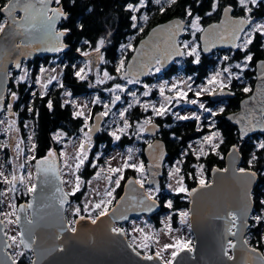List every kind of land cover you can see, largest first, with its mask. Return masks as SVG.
Returning a JSON list of instances; mask_svg holds the SVG:
<instances>
[{
    "label": "snow or ice",
    "instance_id": "1",
    "mask_svg": "<svg viewBox=\"0 0 264 264\" xmlns=\"http://www.w3.org/2000/svg\"><path fill=\"white\" fill-rule=\"evenodd\" d=\"M74 2V0H73ZM156 4L161 5L159 8L160 12H164L166 10L164 5H167L168 7H171L177 3V0H155ZM199 2V0H197ZM51 3H55L57 7L48 8V5ZM151 3V0H148V3H146V0H133V2L126 4V10L131 13L130 19L133 22L132 28H138L140 32H142L144 29L142 26H139L137 23L138 19H142L144 21L148 20V15L143 14L140 17L136 15V13H140L142 9L148 6V4ZM264 3V0H232L231 3H228L227 5L223 4V0H210L209 7L211 8V11L207 12L205 15L211 16L214 12H217L218 10L223 11L225 17L227 19L221 21V25H227L232 24L235 25V27L232 28L230 32L225 29V32L227 33V36L231 38L232 46L234 48H237L239 50L244 51L245 56L242 63H236L235 68L240 69L241 72L248 67L249 63L253 60V55L249 51V46L253 44V41L257 34H259L261 37H264V21H257L253 13L254 6H258L259 4ZM37 4L40 5V7H37ZM238 4L241 11L245 14L244 17L239 19H233L231 16H229L230 13L233 12V5ZM91 11V9H89ZM22 12L24 15L17 18L16 13ZM51 13L49 15L48 13ZM0 13L5 14L2 21H0V34L3 35H14L17 32L21 35H28L31 36L36 32H39L41 30L45 31L46 33L53 35L56 44L54 47L48 48L49 51H62L67 45H65L61 38L66 36L68 33L72 31L71 28L64 27L60 30H55L53 32V29L55 28V25L60 20H67L68 15L64 12L63 6L61 5V0H4L3 4H0ZM184 16L187 18V20H180L176 23L175 29L176 31L172 33V41L171 44L172 52L171 53H165L160 58L154 59V67L156 72H160L161 68L163 67L164 63H166L167 59L170 58L171 55L176 56H190L194 57L193 63L199 64L200 63V52L199 48L200 45L197 43V33L198 32H205V29L201 27V21L203 17H201L198 14H195L193 12L192 7L189 5L184 10ZM245 25H248V29H245ZM81 30H83V24L77 25ZM220 25H214L212 28H219ZM11 29V31H9ZM181 30L190 31V34L192 36V40L183 41V46L180 47V42L175 39V37L179 34ZM155 31V30H154ZM241 33H243V37H241ZM110 35V33L108 34ZM220 40L225 39L224 34H217ZM107 37H100L95 44L93 45L89 41H84L85 44L89 45L92 48V52L96 54L98 62L106 63L104 55L102 53V49L105 46ZM201 39L205 40V46L204 51H209L210 47H214L215 43L213 42L211 45L208 43L207 37H201ZM243 40L242 44H237L235 41L237 40ZM15 47L19 48L21 45L16 44ZM264 46V45H262ZM132 44L128 43L127 45L121 46V51L123 52L126 49H131ZM77 52H81V49L77 48ZM84 56H90L92 53L89 52H81ZM230 59L229 56H224L223 60L228 61ZM89 64H91V61H89L88 64L85 65V67H81L78 70L75 71L74 75L80 79L85 80L87 79V73L85 72V68L89 67ZM261 66L264 67V61L261 62ZM73 68H76V65H72ZM128 67H131V64L128 65ZM15 68L21 69V63L17 61L15 63ZM48 70L41 67L39 70V75L32 78V82L35 84H40L41 87L44 89L43 92H41V96H44L47 94V89L50 84L54 80H57V76L49 75L45 79V73ZM52 71H55V69H52ZM116 73L121 74L122 73V79L126 80L127 84H135L138 82L136 76L137 74H130L129 72L125 71V59L121 58L119 60L118 65L115 69ZM224 73H227V83H225L224 79L221 77ZM8 76H11V73L8 74ZM233 78L239 79L240 76L236 73H233L231 71V67H225L223 68L222 72L217 71L215 72L206 82V85L199 86V89L195 91V96L197 99H191L188 100V92L193 91L192 84L188 83V81H191L193 78L189 76L186 81H184V88L179 87L177 83H173L170 91L175 92V96H165V86L167 85V82L162 84L160 86V95L164 97L165 103L160 104L159 107H156L154 104L150 105L148 103H145L143 105L144 110L147 111L149 107H151L152 112L156 116H164L168 113L169 109L166 107V104H171L172 101L175 99L177 103L180 102L181 99L185 100L187 103L198 105L199 109L202 110L200 114H197L193 112L191 115H179L178 113H174L173 115L176 116L178 120H195L197 121V130H202V120H207L208 124V134L204 135L202 138V141L200 142V145L198 148H193L192 145H189V148L192 151V154L196 156L197 160L200 159L201 156H207L209 154L208 151L205 150L206 146L210 151L216 155H220L219 149L221 144L224 143L223 136L221 132L216 127L215 117L222 114L225 109L223 107H220L218 110H213L210 107H206L205 103L201 102L199 100V97H201L204 93H207L208 95H216L217 89H219L220 92H223L225 88H228L231 84V81ZM264 78V77H262ZM15 82L17 84L25 83L29 80V72L26 68L22 69V74L15 77ZM115 77L111 76L107 71H104L103 73V79L97 78V83H104L106 80H113ZM60 87L63 88V83H60ZM146 89H149L148 91H144L143 95L145 97L150 95L151 89L148 85H144ZM186 89V90H185ZM125 91V88L119 84L116 83L110 91ZM243 91L245 93H249L252 91L250 87H244ZM129 94L136 97L135 92L129 91ZM11 98L13 100L17 99V93L15 91L10 92ZM33 96L36 95L35 92L32 93ZM64 95L66 97L71 98L72 93L71 92H65ZM262 97H264V93H262ZM254 98V97H253ZM3 98L0 97V100ZM120 100V96H115L113 99V103L115 101ZM96 103L99 102V98L97 97ZM137 104L140 103V101L137 99L135 101ZM247 103V101L245 102ZM68 104H72L73 107H76L77 110L73 113L75 117H83V127L81 128V132H83V135L85 139L80 142L79 147L75 149V153L72 156H69V153L67 151H60L57 153L54 149L50 148L47 152V155L41 157L40 159H37V157L33 154L30 156H25V163L20 164L19 167L21 169H25L30 161H35V168L37 170V181L40 184L45 183H51V179L49 177V174H52L53 177L56 179H59L60 177V170L55 166L56 160L58 158L63 159V163L65 167L68 169V175L74 176V184L72 187V191L68 193H63L62 189L60 187L56 188L57 192L62 193L60 197V205L63 206L65 203H67V197L68 196H74L77 192L81 189V178L79 175H76L77 172L80 171L81 167L85 164V161L88 160V154L86 150V146L91 144V135L90 133L94 130L93 128L88 127V119L89 116L85 114L84 108L87 107V105L79 106L76 105V102L72 99H65L61 106H65ZM48 108L51 109L53 107L52 101H48ZM133 105L129 104L128 108H125L123 111L120 112V116L123 118L125 116V113L128 112L129 108H131ZM7 108L9 110L12 109V104H7ZM105 108H108V105H105ZM29 111H32V109H29ZM260 116L257 117L255 114V111H252L244 116H241L237 123H242L241 127V136L240 138L243 139L245 136H247L250 132L256 130L257 128H260L261 131H264V106H261L259 109ZM203 113H207V117H203ZM101 116L108 115V111H105L103 113H100ZM230 120L235 119V116L229 117ZM4 121L0 120V124H3ZM151 118L146 119L143 123V125H138L139 131H144L145 126L148 124H151ZM130 124L127 119H124L123 121V127L119 128L117 131H113L110 133L115 140L119 141L121 139V136L117 134V132L123 134L130 128ZM27 127V125H25ZM15 128V121H10L8 123V130H11ZM88 129V131H84V129ZM16 131H19V129H16ZM64 133H56L53 137L54 140L59 142L61 138L64 136ZM29 140H31V136L28 137ZM21 143L23 141H19L16 143L15 148L17 150V155H20L24 149L20 147ZM7 144L0 145V148H7ZM148 147L151 149L153 145L149 144ZM257 150H264V140H261L256 145ZM36 144H32L31 148L28 149L29 152L35 153L36 151ZM132 149H128V156L127 159L124 160L123 164L120 167H109L108 171L112 175H109L106 177L109 184H112L114 182L115 187H112L110 189L106 188L103 192V199H100L98 202L92 203V201H87L83 205V211L85 213H88L87 216L81 215V207L76 206L74 211V215L79 217V220H72L68 222V225L65 229H61V231L70 230L72 233L77 232V228L74 226L79 223L80 220H90L92 224H96L101 217L108 216L110 211L112 213H115V208H110L109 206L112 205L113 200H115V196L113 193L116 191V188H119L121 186V181L125 178L124 177V170L125 169H133L135 172L139 174L140 178H137L135 180L129 179L127 183L129 185L137 184L140 186V188H144V173H145V165L143 161L140 162H134L133 157L131 155ZM240 152V148L237 145L232 146V150L230 152V155L235 156ZM188 153L185 152L184 155H187ZM223 158V157H221ZM74 161V167L73 164L69 161ZM259 157L257 156L256 152H253L248 160V167H238L234 168L233 171L235 174H238L240 178H242L243 183L245 185V191H244V204L243 208L239 211L233 210L228 211L226 214V219L228 221V227L227 232L232 236H237L238 233L242 231V229L248 227L246 217H248V213L250 211V206L253 203V197L250 194V192L247 190V186L251 185L257 178V171L254 170L256 163L258 162ZM177 163H182V161H178ZM93 167L96 165L93 163ZM156 167H159V165H155ZM2 167V166H0ZM149 167H153V165H149ZM194 167L197 168L198 176H199V185L202 188L210 187L208 183H206L204 177H203V164L200 165H194ZM103 171V169H101ZM214 171H223L227 172L228 169H216ZM180 173V168L175 167L173 168L169 173V178L174 179L178 176ZM118 174V175H117ZM113 175H115V179L113 181ZM100 172L96 173V177L99 178ZM32 178V173L27 172L26 175H20L17 176L15 172L11 174V178L9 179L8 176L5 175V172L0 170V183L7 184L9 187L6 190H0V197L7 196L9 192H15L17 183L24 185L26 183V179L30 181ZM184 176H178V179H175V184L177 185L174 189L177 193H185L187 192L189 195L192 193H195L197 189H192L191 192L184 186ZM61 183H73L72 181H65L61 180ZM168 188H172L173 185L170 183L167 185ZM38 188L37 183H30L27 186V193H36ZM161 191L160 186L157 185L155 188H148L145 189V192L143 193V199L139 201V204L142 206L141 211H151L157 204L158 198L156 196V193H159ZM97 195H100V193H96ZM124 197H121L120 200L116 201V204L119 205L120 201H122ZM0 203H3V200H0ZM259 204L261 205L260 212L257 215H254L251 217L257 225L264 223V199L259 201ZM89 205H91V210L89 208ZM9 208L13 209V211L10 212H3L0 211V216L4 217L3 220H0V226L7 227L8 225L13 224H19L21 222V217L19 215H16V206L14 203H10L7 205ZM166 207L172 208V201L168 200L165 204ZM23 205L20 206L19 211H24ZM28 208L32 207V204L27 205ZM93 212H96V215L93 216ZM181 217V222H186V219L189 215L186 211H181L179 213ZM15 216V219L13 220L12 217ZM120 219H127L126 216L119 217ZM171 217H169V220ZM35 221L31 218L25 217V224L29 227H27L25 230H22L19 233L20 236V244L17 245V237L16 236H7V239L11 241L10 244H6L5 248H11L13 245L16 247H20L22 245L26 249H32L33 245L36 244L37 237L31 230V225H33ZM168 230L171 231V226L167 225ZM235 229V231H234ZM110 231L114 234L118 235H125L126 232L123 228L118 227H112ZM133 231H140L143 234V229H133ZM25 232H27L28 239H25ZM5 235H7V232H5ZM60 237L57 236V239ZM150 239L147 235L143 236L142 241L139 244L135 243V238H133V243L129 244V247L132 248V251L136 253L137 256H140L141 253L136 251L137 247L142 249H147L149 247L147 241ZM243 245H248V240L243 239L242 240ZM236 248V244L232 243L231 240L227 242V247L224 252L225 256H228L229 260H232L233 257L228 255L227 249H234ZM168 249H172L171 251V258L167 260H163L162 252L167 251ZM187 250L188 252H192L193 248L191 247V241L188 240H180L175 239L173 243L171 244H164L161 251H157L155 253V256L153 255H145L144 259L146 260H153L154 258H160L163 260V264H180L179 261H177L178 255ZM50 251H64V248L62 245H58L55 248L51 249ZM250 252L255 253L257 252V249L255 247H252L250 249ZM24 252H17L15 254H8V259L11 261V264H19L17 257L23 256ZM259 258L264 261V253L259 254ZM32 264H37V262L34 260L32 261Z\"/></svg>",
    "mask_w": 264,
    "mask_h": 264
},
{
    "label": "water",
    "instance_id": "2",
    "mask_svg": "<svg viewBox=\"0 0 264 264\" xmlns=\"http://www.w3.org/2000/svg\"><path fill=\"white\" fill-rule=\"evenodd\" d=\"M53 6L54 3H51L48 5V8H53ZM37 7H40V5L37 4ZM48 14L51 15L50 12ZM16 15L19 18L24 14L17 12ZM229 16L233 19L243 17L235 15L234 7L233 12ZM182 19L175 17L151 28L147 35L136 45L133 54L127 62L125 71L130 74H137L136 78L138 81L146 79L155 69L154 59L160 58L165 53L172 52V33L176 31V23ZM225 19L227 18L222 11L220 19L206 25L204 28L205 32L200 33L199 43L203 55L210 56L215 51H239V49L232 46L231 38L225 32V29L230 32L235 25H221V21ZM62 21L63 19L56 23L53 32L59 30ZM214 25H220V27L212 28ZM244 27L247 30L249 26L245 25ZM186 32L185 30H181L175 37L180 42V47H182L181 42ZM218 33L224 34L225 39L220 40L217 35ZM243 35L241 33V37ZM66 37L67 35L62 37L61 40L67 47L62 51H49L47 49L54 47L57 42L53 35L43 30L31 36L21 35L18 32L14 35L0 34V97L3 98L0 100V118L6 111L7 96L11 83V76L9 77L8 74L11 73L13 68L17 72L20 70L15 68V63L19 61L22 67L24 61L28 62L37 56H50L68 52L71 45L65 42ZM201 37H207L208 43L211 45L214 42L215 46L210 47L209 51H204L205 40L201 39ZM241 41L242 39L235 41V43L240 44ZM16 44L21 46L17 48L14 46ZM183 58L184 56L171 55L161 69L168 71L176 61ZM262 61L264 59L257 61L255 64L257 79L251 95L242 100L238 111L229 113L226 116L227 121L238 127L240 136L242 123H237V120L252 111H255L256 116L259 117V109L261 106H264V97H262V93H264V78H262L264 77V67L261 66ZM129 64H131L130 68L128 67ZM230 95L233 96L227 89H224L223 92L218 90L216 95H212V99L220 101ZM13 101L11 98L10 102L12 103ZM246 101L247 103H245ZM232 116H235V119L230 120L229 117ZM100 117H102L100 114L95 117L98 125ZM94 126L96 125H93L91 128ZM157 127L154 125L148 126V131L153 137L159 131V127L156 129ZM98 129L99 127H94V130L91 132L93 137L98 133ZM255 134L264 135V131L257 128L241 140ZM151 145H153L151 149L147 146L144 151L148 163V176L144 183V188H140L137 184L129 185L127 181L129 179L135 180L137 177L129 178L120 196V198L124 197V199L120 201L119 205L115 204L112 207L116 209L115 213L110 211L108 216L101 217L96 224H92L87 219L80 220L78 224L74 225L77 228V232L75 233H72L70 230L61 231V229L67 227L69 222L67 219V206L70 196L67 197V203L61 206L60 197L62 193L57 192L56 188L60 187L63 193L68 192L66 191L65 184L61 183L63 178L60 159L56 160L55 165L60 170V177L56 179L52 174H49L51 183L40 184L37 181V170L34 167V183L38 184L37 192L31 193L29 202L21 204L25 207L24 211L18 212L21 217V222L18 226L21 232L29 227L25 224V217L33 219L35 223L30 227L36 235L37 240L32 249H26L22 246L23 250L32 252L33 261L35 260L37 264H163L160 258L146 260L144 259L145 255L142 253L140 256H137L132 251V248L129 247L131 242L127 234L118 235L110 231L112 227L128 223L133 218L143 215L153 216L162 210L159 200L151 211H141L142 206L139 204V201L143 199L145 189L150 187L155 188L157 185L161 186L167 165L168 148L166 142L160 138H156ZM231 150L232 148L226 155L225 168L216 167L213 169L211 182L209 183L211 186L202 188L199 185L195 188L197 191L189 195L190 226L195 240L192 252L185 250L178 255L177 261L180 264H264V261L259 258V254L263 253L262 250L256 248L257 252L252 253L250 252L252 246L249 242L248 245H243L242 243L243 239H247L250 228L251 217L255 208L254 198L248 217L245 218L248 227L242 229L237 236H232L227 232L228 221L226 214L228 211H239L243 208L245 191L242 178L233 171L234 168L240 167L242 154L239 152L237 155L232 156L230 155ZM157 164L159 167L155 166ZM149 165H153V167H149ZM216 169H228L229 171H214ZM257 181L258 176L251 185L247 186V190L252 197ZM28 204H32V207L28 208ZM122 215L126 216L127 219H120L119 217ZM0 220H2L1 216ZM77 220H79V217ZM5 232L6 228L0 226V264H11V261L8 259V254H12L10 252L11 248H5V245L11 242L7 239ZM57 236L60 238L57 239ZM25 239H28L27 232H25ZM229 240L236 244V248L227 249L228 255L233 257L232 260H229L228 256L224 255ZM58 245H62L64 251H50ZM136 251L138 250L136 249Z\"/></svg>",
    "mask_w": 264,
    "mask_h": 264
},
{
    "label": "trees",
    "instance_id": "3",
    "mask_svg": "<svg viewBox=\"0 0 264 264\" xmlns=\"http://www.w3.org/2000/svg\"><path fill=\"white\" fill-rule=\"evenodd\" d=\"M130 2H133V0H74V2L73 0H61V5L63 6L64 12L67 13L68 19L63 20L60 29L64 27L72 29V31L68 33L66 37V42L71 45V48L65 54L60 55V66L62 70V80L60 83H63L64 87L61 88L60 83L56 81L49 85L47 94L41 96V92L44 90H41L38 85L32 82V78L40 74V68L49 65L55 56H48L44 58L37 57L34 61L31 60L28 64L30 66L29 80L25 83L17 84L15 82L14 78L18 75L15 71L11 77L7 104H11V91H15L17 93V99H15L12 103V110L14 111V114L12 115L11 110L8 109V111L5 113V116L9 122L15 121V128L13 129H19L21 132L26 153L29 152L28 149L29 145L31 144V142L26 137L28 135L27 129L29 127L34 132V144L37 146L34 155L37 157V159L47 155V152L50 148H59L58 142H55L53 139V133L57 128L67 126L70 131H77L80 127L81 117L77 118L73 115L75 112L73 105L68 104L62 107L61 104L63 103V94L66 88H71L74 95H82L95 91V89L91 87L92 84L90 85V82L80 80L74 75L75 68L72 67V65H76L80 61L79 56L76 54L77 48L80 47V49L83 51L90 48V46L85 44L84 41L87 40L94 45L100 37H104L106 33H110L109 39L106 40L105 48V56L112 63H110L108 68L111 73H114V75L117 74V77L120 78L119 82H125V80L121 78L122 74L116 73L114 63H116L118 60V53L121 51V46L126 42H129L132 37L134 39L133 46L135 49L138 42L143 39L155 25L166 22L175 17H180L187 20V18L184 16V10L189 5L192 7L195 14L203 17L201 21L202 28L212 22L218 21L222 12L221 9L217 12H214L211 16L205 15L207 12L211 11V8L209 7L210 0H199V2H197V0H177V3L171 7L164 5L166 10L164 12H160L159 8L161 5L156 4L155 0H151V3L148 4L147 7L142 9L140 13H136L138 17L143 14L148 15L147 21L142 19H138L137 21L139 26H142L144 29L142 32H140L138 28H132L131 26L133 23L130 19L131 13L126 10V4ZM231 2L232 0H223L224 5H227ZM3 3L4 0H0V4ZM146 3H148V0H146ZM233 7L235 9V15H245L241 11L238 4H234ZM89 9H91V11H89ZM252 15L257 17L258 21H264V3L254 6ZM2 20L3 17L0 13V21ZM78 24H83V30L77 26ZM196 35L197 38H199L200 32H198ZM188 37L189 36L186 35V38ZM262 45H264V37H261L259 34H257L253 44L249 46V51L253 55L251 67L249 70H245L243 72V77H240L239 79L233 78L234 83L239 82L241 86L244 87L248 84V79L250 80L255 76L254 68L256 62L258 60L264 59V46ZM133 50H130L126 54L127 60H129L131 57ZM244 56V51L239 50L233 53L230 60L224 61L217 56H205L201 52L200 63L195 64L193 63L194 57L185 55V58L181 61V64H177L176 61L175 63L177 66H174V68L167 74L170 76L174 73H177L179 65H181L183 66L184 73L188 77H194L198 84L203 82L206 77L209 76V74L215 68H217L219 61L222 62V67L224 68L225 64L232 65L238 61H243ZM152 73L149 75V77L152 75ZM251 85L253 87V84ZM33 92L36 93L35 96L32 95ZM194 93L195 89L191 91L190 95L195 96ZM49 100L52 101L53 105L51 109H49L47 106ZM209 102H211L210 98ZM102 106L103 105H101L99 102L95 103L93 115H95L102 108ZM29 109H32V111H29ZM232 110L235 111V107L233 108L230 106L228 109H225L222 114L214 118L216 127L221 132L224 139V143L221 144L219 149L220 155H216L210 151L207 156H201L199 160H197L196 156L192 154L189 145H192L194 140L202 139L204 135L208 134V123L202 122V130L198 131V122L195 120L176 121L171 114L166 116L167 118H165V122L167 123V130L165 141L168 145L167 165L173 164L175 167L180 168L179 175L184 176V186L189 190V192L199 185L198 171L194 165L203 164V177H205L209 183L214 168H225V157L234 144L240 148L245 159L247 156L250 158L251 154L256 152L259 160L256 163L255 168H264V150H257L256 145L258 144V141H254L250 138L241 140L236 126L227 121L226 116ZM138 113H140L139 109H136L135 113L129 109L125 114V119H127L130 124L131 120L134 121V118ZM123 121L124 119L122 120V124ZM25 125H27V127H25ZM107 133L108 135L104 136V142L102 143V145H105L106 147L105 152L110 151L114 146L123 148L127 145H130L131 143V136L128 131L120 134L121 139L119 141L115 140L109 134V131ZM73 134L74 136L71 138V140L75 139V132L70 136ZM3 151L4 157L11 159L9 146L7 148H3ZM185 152L188 154L184 155ZM142 158L147 165L144 155H142ZM178 161H182V163H177ZM247 162V160H244L241 166L248 167ZM7 163L10 166L13 165L11 162ZM29 163L34 164L35 161L33 160ZM92 164L93 158L91 154L79 171V176L81 180L85 181V183L97 173V169L93 167ZM167 165L160 187L161 191L157 193V198L161 202L162 210L160 213L153 215L152 220L156 223V225L163 226L164 222L162 218L165 215H169V217H171L170 222L174 224V226H177L181 222L179 213L184 210H189V194L187 192L177 193L174 191V188L167 189L165 187V181L167 180L168 172ZM138 175L139 174L133 169H125V178L121 181V186L116 190L114 194L115 200H113L110 208L116 204V201L122 195L126 181L131 177L138 178ZM3 186L4 184L0 183V190H2ZM85 193L86 184L81 187L79 192H77L74 196H71V202L77 201L80 202V204H83ZM15 195L18 205L28 200L29 193L26 191V183L24 185L19 183L16 185ZM262 199H264L263 174L261 180L254 190L255 211L252 216L259 214L261 208L259 201ZM168 200L172 201V208L165 206ZM86 214L88 215V213ZM263 224L264 223L257 225L256 222L251 219L247 236L249 244L252 247L262 251H264V236L262 234ZM138 251H140L142 254L145 252L144 249H140ZM32 261L33 255L31 252H24V255L18 259L19 264H32Z\"/></svg>",
    "mask_w": 264,
    "mask_h": 264
},
{
    "label": "rangeland",
    "instance_id": "4",
    "mask_svg": "<svg viewBox=\"0 0 264 264\" xmlns=\"http://www.w3.org/2000/svg\"><path fill=\"white\" fill-rule=\"evenodd\" d=\"M186 35H188L189 37L186 38ZM186 35L182 39V42H181L182 46H183V41L192 40V36L190 34V31H187ZM104 37H107V39H109L108 33H106V35ZM133 40L134 39L132 37L129 40V42H126L124 44V45H127L128 43H131L132 44L131 49H126L123 52L120 51L118 53V60L116 61V63H114L115 69H116V66L118 65L119 60L121 58L125 59V68H126V65L128 62L126 54L130 50L134 49ZM197 43H199L198 39H197ZM241 44H242V42H241ZM105 48H106V43H105L104 48L102 49V53L104 55L106 63L98 62L97 56L95 53L92 52L91 47L85 51L81 50V52L92 53L90 56H84L81 54V52H76V54L79 56L80 61L76 64L75 71L81 67H85V65L88 64L89 61H91V64H89V67L85 68V72L87 73V79H85L84 81L90 82V85L92 84L91 87H93V89H95V91L91 94L89 99L87 97H84L83 95H81L80 97L76 96L77 98L75 99V102L77 105H80V106H83L89 102V106L87 107L88 116H89L90 111L92 109V105H94L96 103L95 101L98 97L99 103L101 105H103L105 111H108L107 116L109 117V119H108L106 125L108 127L109 133H112L113 131H117L119 128L123 127L122 120L125 119V116L122 118L120 116V112L123 111L125 108H128V105L131 104L130 102L132 101V98L130 101L129 91H131L132 84H127L126 80H125V82H122V81L119 82L120 78L117 77V74L114 75V73H111L109 71L108 66L110 65L111 61H109L105 56ZM79 49H80V47H79ZM134 50H133V52H134ZM199 52L201 53L200 48H199ZM60 60H61L60 55L55 56L49 65L43 66V68L48 70L44 74L45 79L49 75L57 76V80H54L52 83H54L56 81L57 82L61 81L62 70H61V66H60L61 65ZM29 62L30 61H28V62L24 61L23 62L24 65L17 72L18 75H21L22 69L26 68L28 70L29 76H30V66L28 65ZM228 67H230V66H228ZM52 69H55V71H52ZM246 69L247 68H245L244 71ZM104 71H107L111 76L115 77V79L106 80L104 83H97L98 77L100 79H103ZM231 71H233V70L231 69ZM183 72H184L183 66L180 65L179 66V74L172 76L168 80V84L177 83L178 85H180L181 88H184L185 87L184 81L187 80L188 76ZM17 76H15V77H17ZM226 76H227V73H225L221 78L224 79V81H226V78H227ZM192 78L193 79L191 81H188V83L192 84V88L195 89L196 83L194 81V77H192ZM115 81H117V82H115ZM164 81L165 80L163 79V77L159 76L158 81H156L155 85H158V88L160 89V86L163 84ZM116 83L121 84L125 88V91H120V90L110 91V89H112ZM36 85H38L41 90H44L40 84H36ZM201 85L202 84L197 85L198 88ZM166 88H165V90H166ZM67 90L68 89H66V91ZM170 92H173V91H170ZM164 94L166 95V93H164ZM189 94H190V92H188V97H189ZM204 94H206V93H204ZM117 95L120 96V100H117V101H115V103H113V99ZM189 100H191V99H189ZM175 101L176 100L174 99V101L172 102V104L174 105L173 109L171 107H169L170 104H166V107L169 109V114H171L176 121H182V120H178L176 118V116L173 115L174 113H178L179 115H191L193 112H195L198 114V110L191 108V105L187 104L183 100H181L179 103H174ZM201 102L205 103V100L201 99ZM148 103H150V104L155 103V99L152 98L151 95L149 96ZM163 103H165V101H163ZM106 104L108 105L107 109L105 108ZM187 105H188V107L186 108ZM184 108H186V109H184ZM84 110H85V108H84ZM0 120L4 121L3 124H0V145L7 144L9 146V153H10V158H11V159L5 158L3 150L1 151V148H0V166H2V167H0V170L4 171L5 175L8 176L9 179L11 178V174L13 172H15V174L17 176L26 175V171H24V169H21L19 167L20 164L25 163L24 157L29 156V154L26 153V150H25V144H24V140L22 138V134L20 131H16L15 129L8 130L9 120L6 118L5 115H3L0 118ZM117 134L120 135L121 133L117 132ZM84 139H85V137H84V135H82L81 137H77L74 140L66 142L64 151H67L69 153V156L74 155L75 149H77L79 147L80 142L83 141ZM19 141H23V143H21L20 147L22 149H24V151L20 155H17V150L15 148V145ZM197 141L198 140H195L193 142V146L199 147L201 141H198V142ZM105 148H106L105 145H98L97 147H95L93 145H89L88 147H86L88 158L92 154L93 163L95 162V165H96L95 168L97 169V172H100V176H99V178H97L96 174H95L92 178L88 179L86 181V183L84 180H81L82 181L81 187L84 184H86V193H85L84 203L87 201H92V203L98 202L100 199L104 198L102 194L106 188L110 189L112 187H115L114 182L112 184H109L108 180L106 179L107 176L112 175L111 173H109L108 169H109V167H120L123 164L124 160L127 159L129 148H131L133 150L131 155L133 157L134 162L138 163L140 161H143L142 155H141V150L139 149V147L137 145L130 144V145H127L126 147H123V148L114 146L113 149H111L108 152L104 151ZM205 150L210 152V149H208L207 146H206ZM6 161L11 162L13 164L12 167H7ZM69 162L72 163L73 167H74V161L70 160ZM167 166H168V169H167L168 172H167V180L165 181V187L167 189H169L167 187V185L171 183L173 185L172 188L175 189V187L177 186L175 184V179H178V176H181V175L178 174V176L176 178L170 179L168 173L173 168H175V166L173 164H170ZM26 169H27V172L32 173L31 180L28 181L26 179V189H27L28 184L34 183V167L30 163H28ZM61 169H62L63 179L65 181H72L73 182V183H65L66 191L71 192L73 184H74V176L68 175V169L65 167V165L63 163V159H62V168ZM101 169H103V171H101ZM76 175H79V172H77ZM147 175H148L147 174V168H146V164H145L144 183H145V180L147 178ZM138 178H140L139 175H138ZM114 179H115V175H113V181H114ZM204 179H205V177H204ZM205 181L207 182V179H205ZM17 185H18V183H17ZM5 187L7 189L9 187V185L5 184ZM150 188H154V187H150ZM117 189L118 188H116V190ZM97 192L100 193V195H97L96 194ZM115 192L113 193V195L115 194ZM11 194H12V197L14 198L13 194H15V192H11ZM156 196H157V193H156ZM3 202H11V200L9 198V194H7V196L3 197ZM84 203L80 204V202H77V201L71 202V200L68 202V207H67V219H68V221L77 220L78 216H75L74 211H73L76 206L81 207V209H82L81 215L87 216V214L83 211ZM89 208L91 210V205H89ZM184 211L189 213V210H184ZM92 214H93V216H95L96 212H93ZM152 217L153 216L143 215V216H140L137 218H133L130 222L124 223V224H122V226L118 225L117 227L123 228L125 230V232L128 235V238L130 239L131 243H133V238H135V243L139 244L142 241L144 235H147L148 237H150V239L147 241L149 247L147 249H144L145 250L144 255L155 256V253L157 251H161L164 244H171L174 242L175 239L191 241V247L193 248L194 236H193V233H192V230L190 227V223H189L190 214L188 215L186 222H184V223L180 222L177 226H174V224H172L170 222L169 215H165L162 218V220L164 222L163 226L156 225V223L152 220ZM167 225L171 226V229H172L171 231L168 230ZM133 229H143V234L140 231H133ZM8 232H9L8 236H16L17 237L16 244L19 245L20 244V236H19L20 231L19 230L17 231V229L14 228V226H12L11 230ZM262 234L264 236V224L262 227ZM137 248H138V250L142 249L139 247H137ZM10 251L12 254H15V253L21 252V251L25 252L23 250L22 245H20V247H16L15 245H13V247H11ZM171 251H172V249H168L167 251L162 252L163 260H167V259L171 258ZM20 257L21 256L17 257V259H19Z\"/></svg>",
    "mask_w": 264,
    "mask_h": 264
},
{
    "label": "flooded vegetation",
    "instance_id": "5",
    "mask_svg": "<svg viewBox=\"0 0 264 264\" xmlns=\"http://www.w3.org/2000/svg\"><path fill=\"white\" fill-rule=\"evenodd\" d=\"M53 7H57V5L54 3V6ZM19 15V14H18ZM236 16H239V15H236ZM2 17L4 18V16L2 15ZM244 17V16H243ZM257 21H258V19H257V17H254ZM63 22V21H62ZM61 22V23H62ZM60 26H61V24H60ZM60 26H59V30H60ZM65 42H66V39H65ZM67 43V42H66ZM200 44V43H199ZM201 47V46H200ZM200 50H201V48H200ZM233 53H234V51H232V50H227V51H224V52H221V51H215V52H213L212 53V56H217V57H219V58H221V59H223V57L224 56H229L230 58L232 57V55H233ZM60 55V54H59ZM50 56H58V55H50ZM211 56V55H210ZM37 57H41V58H44V57H48V56H46V55H44V56H37ZM36 57V58H37ZM200 57H201V53H200ZM35 58V59H36ZM35 59H31L32 61H34ZM52 59V58H51ZM30 60V61H31ZM183 60V59H182ZM181 60V61H182ZM230 60V59H229ZM180 61V60H179ZM179 61H177L176 63L177 64H181V61L179 62ZM219 62H221V61H219ZM218 62V63H219ZM243 61H238L237 63H242ZM176 63H174V65L172 66V68L170 69V70H172L173 68H174V66H177V64ZM236 64V63H235ZM235 64H232V65H228V64H225L224 66L225 67H228V66H230L231 67V69L233 70L232 72L233 73H235V72H239L240 70L239 69H236L235 68ZM180 66V65H179ZM250 67H251V62L249 63V65H248V67H247V69L246 70H249L250 69ZM170 70H168V71H165V70H163V69H161V71L160 72H156L155 70H154V72L152 73V75L150 76V77H148L146 80H143V81H138L137 83H135V84H132V86H131V92H135L136 93V97L134 98L133 96H131L130 95V101H131V98H132V101L130 102L133 106L130 108V110L133 112V113H135V110L136 109H139V112L140 113H138L137 115H136V117L134 118V121H132L131 120V122H130V128L127 130L128 132H129V134H130V136H131V143L130 144H132V145H137L138 147H139V149L141 150V155H144V150H145V148L149 145V144H151L156 138H160V139H162V140H164L165 141V136H166V128H167V123L165 122V118H167L166 116H169L170 114H169V111H168V113L166 114V115H164V116H156V115H154V113L152 112V109H151V107H149L148 108V110L147 111H145L144 110V107H143V105L145 104V103H148V99H149V96L151 95V97L152 98H154L155 99V103H148V104H150V105H152V104H154L156 107H159L160 106V104H162L163 103V101H165L164 100V97L163 96H161L159 93H160V91H159V88L158 87H156V81H158V78H159V76H161V77H163V79L165 80L164 82H163V84L165 83V82H167V84H168V79L171 77V76H173V75H175V74H177V73H174V74H172L170 77H169V75L167 74L168 72H170ZM254 71H255V76L254 77H252V79H248V84L247 85H245L244 87H252V85L251 84H253V87L251 88L252 90H253V88H254V85H255V82H256V79H257V76H256V70H255V68H254ZM241 72V71H240ZM243 72H244V70H243ZM184 73V72H183ZM12 74H13V72H12ZM11 74V75H12ZM227 77V76H226ZM225 83H227V78H226V81H225ZM144 85H148L149 86V88L151 89V91H150V95L149 96H147V97H145L144 95H143V92L144 91H148L149 89H146L145 87H144ZM197 85H200V84H195V91L196 90H198L199 88H198V86ZM179 87H180V85H179ZM244 87H242L241 86V84L239 83V82H237V83H234L233 82V79H232V81H231V84H230V86L228 87V88H225V89H227V90H229L232 94H233V96H229V97H227L226 99H224V100H220V101H214L213 99H212V95H202L201 97L202 98H200L199 100L201 101V99H204L205 100V103L208 101V103L206 104V107H210V108H212L213 110H218L220 107H223L224 109H228L230 106H232L233 108L235 107V111L234 110H232L233 112H236V111H238L239 109H240V105H241V102H242V100L243 99H245L246 97H248L249 95H251V93H252V91L250 92V93H245L244 91H243V88ZM66 89H68V90H70V92L71 93H73V90L71 89V88H66ZM217 90H219V89H217ZM66 91V90H65ZM191 93V92H190ZM243 93V94H242ZM165 95V94H164ZM76 96H79V94L78 95H76ZM165 96H175V92H173V94L172 95H165ZM162 97V98H161ZM195 98H197L196 96H194ZM193 98V96H191L190 94H189V97H187V99L189 100V99H192ZM209 98L211 99V102H209ZM7 99H8V96H7ZM139 100L140 101V103L139 104H137L135 101L136 100ZM181 100H183V99H181ZM180 100V101H181ZM174 101V100H173ZM172 101V102H173ZM184 102H186L185 100H183ZM14 102V101H13ZM12 102V103H13ZM11 103V104H12ZM174 103H177L176 101L174 102ZM187 103V102H186ZM87 104V103H86ZM187 104H189V105H191V107H193L194 109H196V110H198V114H200L201 112H202V110H200L199 109V107H198V105H193V104H190V103H187ZM6 107H7V104H6ZM188 107V105L186 106V108ZM186 108H184V109H186ZM85 114L86 115H88V109H87V107L85 108ZM232 111L231 112H229V113H232ZM103 112H105V109H104V107L102 106V108L95 114V115H93V110H92V112H90V114H89V119H88V127L89 128H91L93 125H96L95 126V128H98L99 127V131H98V133L93 137L92 136V134L90 133V135H91V144L90 145H93V146H95V147H97L98 145H102V143L104 142V136L105 135H108V127H107V121H108V119H109V117L106 115V116H102V117H100V119H99V125H98V122H96L95 121V117L98 115V114H100V113H103ZM228 113V114H229ZM14 114V111H12V115ZM203 115V117H207V113H203L202 114ZM77 118H80V117H77ZM149 118H151V121H152V123L151 124H148V125H146L145 126V130L144 131H139L138 130V125H143V123H144V121L146 120V119H149ZM80 120H81V125H80V127L78 128V130L77 131H70V129L67 127V126H62L61 128H57L55 131H54V133H53V135H55L56 133H64L65 135L61 138V140L58 142V147L59 148H55L54 150L57 152V153H59L60 151H64V149H65V143L66 142H68V141H70L71 140V138L74 136V134L72 135V136H70L72 133H74L75 132V138H77V137H81L82 135H83V132H81V128L83 127V117H81L80 118ZM182 121H192V120H182ZM203 121V123H208V121L207 120H202ZM229 122V121H228ZM231 123V122H230ZM232 124V123H231ZM149 125H154L155 127H159V131H158V133H157V135H155L154 137H152V135L149 133V131H148V126ZM234 125V124H233ZM98 126V127H97ZM235 126V125H234ZM158 127L156 128V129H158ZM236 128H237V130H238V127L236 126ZM153 129V128H152ZM84 131H88V129L86 128V129H84ZM238 133H239V130H238ZM110 134V133H109ZM111 135V134H110ZM239 135H240V133H239ZM112 136V135H111ZM113 137V136H112ZM114 138V137H113ZM250 139H252V140H254V141H258V142H260L261 140H264V135H261V134H255V135H253V136H251V137H249ZM241 139V138H240ZM248 139V138H247ZM64 141V142H63ZM55 142H57L56 140H55ZM166 142V141H165ZM167 144V143H166ZM89 146V145H88ZM88 146H86V147H88ZM167 148H168V145H167ZM106 150V148L104 149V151ZM240 152H241V150H240ZM242 154V153H241ZM226 158V157H225ZM60 160V167L62 168V158H59ZM143 159V158H142ZM244 160H249V157L247 156V158L245 159L244 158V155L242 154V162H241V165H242V163H243V161ZM143 162H144V160H143ZM146 163L144 162V165H145ZM240 165V167H242ZM9 167H12V166H10L9 165ZM245 167V166H244ZM146 168H147V165H146ZM245 168H247V167H245ZM254 170H256L257 171V176H258V181H257V185H258V183H259V181L261 180V177H262V174L264 175V168L263 169H258V168H254ZM61 174H62V169H61ZM63 178V177H62ZM35 180V179H34ZM64 180V179H63ZM206 183H208V182H206ZM65 184V183H64ZM161 184H162V182H161ZM257 185H256V187H257ZM199 186V185H198ZM161 187V186H160ZM255 187V188H256ZM65 188H66V186H65ZM255 190V189H254ZM30 195H31V193H29V196H28V200L27 201H25V202H29V199H30ZM253 198H254V191H253ZM24 203V202H23ZM68 207V206H67ZM17 210V214H18V212H19V208L18 209H16ZM254 211H255V208H254V210H253V213H254ZM253 213H252V215H253ZM19 215V214H18ZM128 236V235H127ZM248 236V235H247ZM130 240V239H129ZM25 252H27V251H25ZM140 252V251H139ZM32 253V252H31ZM141 253V252H140ZM263 253H264V251H263ZM32 255H33V253H32Z\"/></svg>",
    "mask_w": 264,
    "mask_h": 264
},
{
    "label": "built area",
    "instance_id": "6",
    "mask_svg": "<svg viewBox=\"0 0 264 264\" xmlns=\"http://www.w3.org/2000/svg\"><path fill=\"white\" fill-rule=\"evenodd\" d=\"M4 190H6V187H5ZM8 194H9V198H10L11 202H3V203H2L1 211H3V212H10V211H13V209H11V208H9V207L7 206V205L10 204V203H14V202H13V199H12V194H11V192H9ZM2 200H3V197H2ZM16 215H17V211H16ZM3 219H4V217H3ZM12 219L14 220V219H15V216H13ZM12 226H14V228H16L17 231H18V226H17V224L8 225V226H7L8 231L11 230V227H12Z\"/></svg>",
    "mask_w": 264,
    "mask_h": 264
},
{
    "label": "bare ground",
    "instance_id": "7",
    "mask_svg": "<svg viewBox=\"0 0 264 264\" xmlns=\"http://www.w3.org/2000/svg\"><path fill=\"white\" fill-rule=\"evenodd\" d=\"M1 14H2V13H1ZM2 15H3V14H2ZM3 16H4V15H3ZM258 61H259V60H258ZM256 63H257V62H256ZM154 70H155V69H154ZM151 73H152V72H151ZM170 76H171V75H170ZM170 76H169V77H170ZM148 77H149V76H148ZM148 77H147V78H148ZM171 77H172V76H171ZM147 78H146V79H147ZM146 79H144V80H146ZM142 81H143V80H142ZM152 137H153V136H152ZM196 140H198V139H196ZM194 141H195V140H194ZM194 141H193V142H194ZM193 142H192V146H193ZM144 151H145V150H144ZM144 157H145V155H144ZM145 159H146V158H145ZM146 161H147V160H146ZM6 164H7V167H9V164H8V163H6ZM147 166H148V163H147ZM147 174H148V173H147ZM147 176H148V175H147ZM146 179H147V178H146ZM162 179H163V178H162Z\"/></svg>",
    "mask_w": 264,
    "mask_h": 264
}]
</instances>
